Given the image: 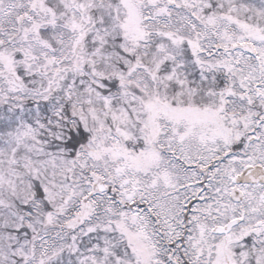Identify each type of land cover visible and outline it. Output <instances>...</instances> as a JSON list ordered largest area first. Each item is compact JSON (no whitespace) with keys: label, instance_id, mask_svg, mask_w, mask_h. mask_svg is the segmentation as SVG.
<instances>
[{"label":"snow or ice","instance_id":"obj_1","mask_svg":"<svg viewBox=\"0 0 264 264\" xmlns=\"http://www.w3.org/2000/svg\"><path fill=\"white\" fill-rule=\"evenodd\" d=\"M0 264H264V0H0Z\"/></svg>","mask_w":264,"mask_h":264}]
</instances>
